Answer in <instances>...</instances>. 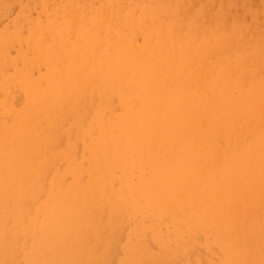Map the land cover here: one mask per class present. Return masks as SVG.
<instances>
[{
	"label": "bare ground",
	"instance_id": "bare-ground-1",
	"mask_svg": "<svg viewBox=\"0 0 264 264\" xmlns=\"http://www.w3.org/2000/svg\"><path fill=\"white\" fill-rule=\"evenodd\" d=\"M177 263L264 264V0H0V264Z\"/></svg>",
	"mask_w": 264,
	"mask_h": 264
},
{
	"label": "rangeland",
	"instance_id": "rangeland-1",
	"mask_svg": "<svg viewBox=\"0 0 264 264\" xmlns=\"http://www.w3.org/2000/svg\"><path fill=\"white\" fill-rule=\"evenodd\" d=\"M13 13V14H12ZM11 14V16L10 17H13V16H15V11H13ZM35 74H36V72H35ZM214 256H215V260L218 258V259H220L221 258V255H220V253H216V251L214 250ZM260 260L261 259H259L257 262H260ZM177 264H181V263H177Z\"/></svg>",
	"mask_w": 264,
	"mask_h": 264
}]
</instances>
